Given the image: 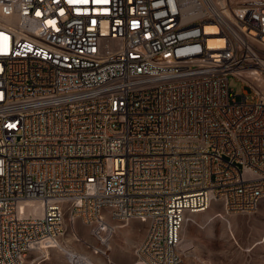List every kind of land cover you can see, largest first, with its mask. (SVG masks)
I'll return each instance as SVG.
<instances>
[{
	"label": "built area",
	"instance_id": "2783aa9c",
	"mask_svg": "<svg viewBox=\"0 0 264 264\" xmlns=\"http://www.w3.org/2000/svg\"><path fill=\"white\" fill-rule=\"evenodd\" d=\"M263 199L264 0H0V264L110 221L184 264L193 215Z\"/></svg>",
	"mask_w": 264,
	"mask_h": 264
},
{
	"label": "rangeland",
	"instance_id": "374dc122",
	"mask_svg": "<svg viewBox=\"0 0 264 264\" xmlns=\"http://www.w3.org/2000/svg\"><path fill=\"white\" fill-rule=\"evenodd\" d=\"M228 87L235 93L242 89L241 82L232 76L228 77ZM243 88L250 91L248 87ZM217 211H221V207L214 205L203 213L193 215L192 221L184 224L180 234L184 264H264V199L255 211L248 214L221 211V215L216 216ZM110 225L116 223L110 221ZM77 230L84 242L74 241L70 230L60 242H55L58 247L53 243L47 244L41 252L46 257L41 258L39 264H69L66 250L76 252L72 255L80 257L73 260L71 256L72 264H134L133 249L145 234L144 225L131 221L114 229L110 238L112 248L107 249L80 223ZM47 247L52 250L49 254ZM62 247L65 250H61ZM95 248L106 250L108 257L94 253ZM83 257L88 262L82 260Z\"/></svg>",
	"mask_w": 264,
	"mask_h": 264
},
{
	"label": "bare ground",
	"instance_id": "6f19581e",
	"mask_svg": "<svg viewBox=\"0 0 264 264\" xmlns=\"http://www.w3.org/2000/svg\"><path fill=\"white\" fill-rule=\"evenodd\" d=\"M209 44H215V45H218L220 47V45H222V41L220 40H217V41H208ZM112 227L115 229V228H118V227H121V226H118L116 227L115 225L114 226H111L108 230L105 231V233L102 235V241L101 243L104 244L106 246V248H109L111 249V242H112V239H110V233H111V230H112ZM77 233L79 234V232L77 231ZM90 233V232H89ZM79 236L81 237V235L79 234ZM83 240V239H82ZM58 242V241H57ZM53 245L55 246H59L58 243H55V242H52ZM47 244H42L36 251H40V252H43L44 248H46ZM61 250H65L63 247L60 248ZM65 252V256H66V259L67 261L72 264V260H71V256L73 257V260H76L77 258L79 259L80 257L78 256H73L72 253L76 254V252H73L71 250H66L64 251ZM82 260H85L88 262V260L86 258H82Z\"/></svg>",
	"mask_w": 264,
	"mask_h": 264
},
{
	"label": "crops",
	"instance_id": "0c3cea01",
	"mask_svg": "<svg viewBox=\"0 0 264 264\" xmlns=\"http://www.w3.org/2000/svg\"><path fill=\"white\" fill-rule=\"evenodd\" d=\"M112 248V247H111ZM67 260V259H66Z\"/></svg>",
	"mask_w": 264,
	"mask_h": 264
}]
</instances>
